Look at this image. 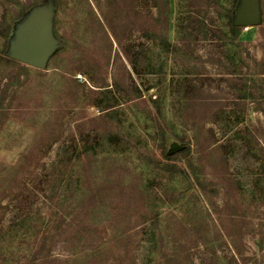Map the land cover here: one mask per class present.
<instances>
[{
  "label": "rangeland",
  "instance_id": "1",
  "mask_svg": "<svg viewBox=\"0 0 264 264\" xmlns=\"http://www.w3.org/2000/svg\"><path fill=\"white\" fill-rule=\"evenodd\" d=\"M236 3L0 0V264H264V0L235 35ZM40 7L45 65L9 60Z\"/></svg>",
  "mask_w": 264,
  "mask_h": 264
},
{
  "label": "water",
  "instance_id": "2",
  "mask_svg": "<svg viewBox=\"0 0 264 264\" xmlns=\"http://www.w3.org/2000/svg\"><path fill=\"white\" fill-rule=\"evenodd\" d=\"M43 8L35 9L19 29L18 39L11 42L10 57L36 66L43 67L52 46L50 25L43 16ZM260 22L258 0H241L238 5L234 23L238 26L256 25ZM173 144L171 153L178 147Z\"/></svg>",
  "mask_w": 264,
  "mask_h": 264
},
{
  "label": "trees",
  "instance_id": "3",
  "mask_svg": "<svg viewBox=\"0 0 264 264\" xmlns=\"http://www.w3.org/2000/svg\"><path fill=\"white\" fill-rule=\"evenodd\" d=\"M239 1H241V0H235V2H237L235 5L240 4V3H238ZM228 18H229L228 25H229L230 32H232L235 35L238 34L239 31L241 30V28L243 26L235 25V23H234V16H233L231 10H230V13L228 15ZM8 59L9 60H12V61H17L16 59L11 58V57H8ZM168 155H173V154L172 153H169Z\"/></svg>",
  "mask_w": 264,
  "mask_h": 264
}]
</instances>
